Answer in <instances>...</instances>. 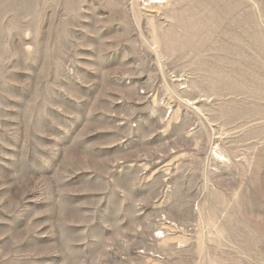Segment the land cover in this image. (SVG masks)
<instances>
[{
	"label": "rangeland",
	"instance_id": "374dc122",
	"mask_svg": "<svg viewBox=\"0 0 264 264\" xmlns=\"http://www.w3.org/2000/svg\"><path fill=\"white\" fill-rule=\"evenodd\" d=\"M0 264H264V0H0Z\"/></svg>",
	"mask_w": 264,
	"mask_h": 264
}]
</instances>
